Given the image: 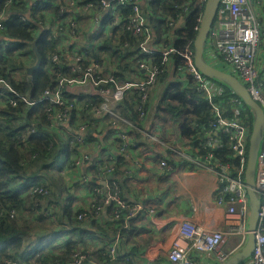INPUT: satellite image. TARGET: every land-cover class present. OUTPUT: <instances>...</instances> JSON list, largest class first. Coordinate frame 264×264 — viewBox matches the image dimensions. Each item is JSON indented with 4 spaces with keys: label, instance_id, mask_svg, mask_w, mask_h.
Returning <instances> with one entry per match:
<instances>
[{
    "label": "built area",
    "instance_id": "1",
    "mask_svg": "<svg viewBox=\"0 0 264 264\" xmlns=\"http://www.w3.org/2000/svg\"><path fill=\"white\" fill-rule=\"evenodd\" d=\"M11 1L5 0V9L0 11V29H2L4 19L9 12L7 5ZM202 1L205 0H196V3L202 6L203 10L204 2ZM138 2L139 0L129 2L128 0H94L84 5L83 9L87 11L96 4L101 7L102 11L108 12V17L111 18L116 13L115 7L130 3V12L126 16L123 26L132 35L142 38L139 43L141 57L137 60V70L144 74V78L119 83L113 74L115 72L114 67L105 70L98 63H92L81 69V66H79L81 58L78 54H74L70 64L72 70L78 71L79 75L74 77L59 76L57 86L54 89H45L37 101H29L3 79H0V87L4 91L0 93V96L4 97L3 103L11 107H16L18 102H23L30 107L35 103L46 101L48 106L45 115L47 120L50 121V126L44 128H51L55 122L67 124L70 131L60 129L58 133L61 138H73L70 143L71 163L73 160L78 164L87 160L88 165H90L89 155L84 152L88 143L86 132L90 121L82 119L83 108L85 107L86 113L93 118L105 116L111 120L112 127L107 135L112 143L109 144L110 148L106 151V156L103 155V164L92 163L88 167V169H96L95 173L101 175L110 174V177L106 181L104 180L105 184L102 187H96L95 195L90 200L89 207H92L94 200L97 199L102 202L103 206H111L116 217L125 210L128 212V217L134 215L137 211H142V206L138 204L127 207L125 200L119 195V186L112 179V171L117 156L110 152L112 150L116 151L118 156H123L126 159L130 149L139 147L129 134L131 129L136 130L149 142L163 147L168 154L177 160L214 175L217 180L214 190L215 204L224 206L221 224H203L199 218L200 212L193 206L191 215L177 220L175 235L166 251V257L171 264H196L193 256L199 254L207 259L209 264L212 262L213 264H222L233 254L240 251L247 239L249 205L244 183V171L250 129L244 121H241L240 117L241 110L246 106L237 97L239 102L237 104L234 102L230 109L232 116H226L221 104L212 101L215 95H221L224 92L223 87L225 86L204 77L193 64L194 51L187 49L180 53L183 57L184 69L181 68V77H177L176 81L187 86L189 78L186 77H190L195 90L205 94L207 105L212 112V118L201 125L202 138H196L197 146L191 145V140L183 142L177 131H174L169 140H164L155 133L140 129L128 119L123 118L117 108L122 102L126 90L131 88H137L140 91V102L136 108L139 111L140 118L146 117V110L142 108V104L147 101L149 92L155 84L156 75L159 73L158 67L153 63V58L150 57L151 48L155 46V44L150 43L151 29ZM68 4L75 6L76 0H68ZM189 7L187 3L182 5L185 12H188ZM60 10H63V8ZM21 20H24V17H21ZM68 22H70V26L74 25L72 20H68ZM93 22H97L95 16ZM109 25L111 26V23ZM169 25H171V22H169ZM260 25L259 15L249 0H220L212 25L213 28L205 42L204 59L209 64L236 77L264 112V79L260 76L261 66L259 63ZM197 30L198 27L196 32ZM70 33L75 36L73 29ZM211 39H213L214 47L207 48V44L210 43ZM173 52L175 50L171 46L162 43L159 57L162 63L166 62ZM53 60L58 61L59 58L54 56ZM95 75H99V77H95ZM77 84L84 85V94L67 92L70 85ZM79 95L96 97L98 103L79 104L76 99V96ZM250 114L252 117L251 111ZM119 124L123 125L124 129H119ZM25 132L27 135L34 134L35 124L30 123L25 128ZM115 139H118L119 142L117 143ZM115 144H119V146H114ZM224 144L231 149L236 163L233 169L237 166L236 175L230 173L231 165L223 164L221 160L216 159L214 156V151L221 149ZM95 146L101 148L102 143L96 141ZM159 165L168 167V159L161 158ZM71 167H73L72 164ZM73 168L78 169L80 167ZM83 181L88 183L90 180L83 179ZM41 188L42 185H33L26 194L27 196L36 193L46 194V191L41 190ZM254 192L260 200L255 244L251 255L241 264H264V131L255 163ZM98 196H100L99 199ZM34 206L36 207L37 203H34ZM149 212H152V210H149ZM119 244L118 237L107 244L105 254L109 261L115 260L119 255ZM85 257V254L78 250L69 264H82ZM7 264H9L8 261ZM146 264H148L147 261Z\"/></svg>",
    "mask_w": 264,
    "mask_h": 264
},
{
    "label": "trees",
    "instance_id": "2",
    "mask_svg": "<svg viewBox=\"0 0 264 264\" xmlns=\"http://www.w3.org/2000/svg\"><path fill=\"white\" fill-rule=\"evenodd\" d=\"M29 1L12 0L7 5L9 12L4 19L2 29H0V44L4 39L8 42L13 41V43L9 42L10 46L4 48L5 50L0 48V79H3L18 93L25 94L30 101L38 100L45 89H54L57 86L59 76L74 77L79 75L78 71L72 70L70 61L66 62L58 57L57 43H59L60 36L65 32H68L72 36L70 33L72 29L76 35L75 23L73 26H70V22L67 19L71 17L72 19L70 20L74 22V20L79 19L78 16L81 13L86 15L90 13L91 17L94 18L95 16L97 22L99 21L100 24L111 23V26H113V30L109 34H105L109 39L103 34L97 36L100 37V41L95 51L85 49L84 52L81 50L76 53L81 58L79 62L81 69L89 66L90 62L95 60L100 61L104 55H107L109 57L108 59L118 62L113 61L116 65H112L115 69L113 74L119 83L144 78V74L137 70V60L141 57L139 43L142 38L132 35L123 26L124 20L130 12V3L115 7L116 13L110 18L107 16L102 17L103 11L96 4L87 11L83 9L84 5L94 0H76L75 6L69 5L68 0H36L41 6L34 5L33 7L29 6ZM147 1L148 3L143 5V13L151 29L150 43L158 45V47L152 46V53L150 54V57L153 58V63L159 69L155 84L152 87L153 89L160 83L162 77L170 74L172 64L176 68L175 80H177V77H181L180 72L181 68L184 69V63L180 53L187 49L194 51L193 41L202 14V6L196 3V0ZM186 3L190 6L188 12L182 9V5ZM4 5L5 0H0V11L5 9ZM146 5L148 6L146 7ZM46 8H50L49 19L43 18V14L41 13ZM61 8L63 10H60ZM21 17H24L25 21L20 20ZM46 21L49 22L50 27L53 25L56 26L58 36L54 37L50 28L46 30L42 28ZM169 22H171V25H169ZM115 30H120L119 40H117V45L112 46L111 39H113L112 36L115 34ZM162 43L168 44V46H171L175 50L164 63L159 58ZM31 45H34L37 53L41 56V63L39 68L34 70L28 79L25 73L26 68L23 64L24 54L22 50L32 55ZM54 56H57L59 60L54 61ZM130 56H134V59L124 63L129 60ZM35 60L36 57L33 55V62ZM18 69L23 70V78L16 81L10 73ZM95 77H99V75H95ZM186 78L191 80L190 77ZM189 79L187 86H184L182 82L172 80L173 82H170L162 100L177 102L187 108L178 128L179 136L185 141L191 140V145L197 146L196 138H202L201 125L212 118V112L207 105L205 94L196 91L192 85V80L190 81ZM207 79L211 80L209 78ZM223 89L224 92L221 95H215L212 101L220 103L226 112L225 115L231 117L232 113L230 109L234 105V102L237 104L239 100L230 89L227 87H223ZM139 92L137 88L126 90L123 100L117 109L123 118L128 119L138 128L144 129L141 125L143 120L147 119L149 115V100L147 99L142 104V108L146 110V117L140 118L139 111L136 108L140 102ZM76 99L82 105H88L89 102L94 104L98 103L96 97L79 95L76 96ZM3 102L4 97H1L0 104L3 106L0 107V264H7V261L9 264H69L72 262L73 256L78 250L86 256L82 264H96L97 262L98 264H136L137 258H134L136 255L124 254L120 250L121 235L126 233V229L122 226L124 224L122 221L128 217L127 210L116 217L111 206H103L102 202L97 199L94 200L92 207L87 209H82L78 206L74 207V210L70 209L69 212L64 214V222H59L61 220L60 217L52 213H50L49 218L56 217V226L59 227L60 224H62L61 226L66 225V227H71V232H77L74 225L77 223L78 225L81 224L83 219H90L91 224L96 226L102 233H109L111 239L101 245L103 247L100 249V253H98V258L101 261H95V254H90L91 252L85 250L83 246L72 238H64L53 246H51V240L44 242V245L38 244L36 247L37 250L34 251L31 258H26L28 254L25 253V248L27 247L25 241L27 238H30L32 230L24 222L26 219L23 218V210L28 206L33 208L39 207L41 201L44 199L48 200L52 198L51 201H48L49 204H52L53 199L58 194V190H53V168L61 155L65 157L66 162H70V143L73 138H61L58 132H54L56 130L42 128L50 126V121L47 120L45 115L48 106L46 101L35 104L25 110L22 103L18 102V107H11ZM83 109L81 114L82 119H88L91 123L90 118L93 117L86 113L85 107ZM19 111H25L23 122L20 123L16 116V113ZM240 117L241 121H244L251 130L253 119L249 109L246 107L242 109ZM32 122L35 124V133L37 134L27 135L25 128ZM90 128L88 125L86 132L88 135L87 140H98L96 136L88 134ZM129 134L134 139L142 136L136 130L132 129L129 131ZM115 140L117 143L119 142L118 139ZM214 156L216 159L221 160L223 164L231 165L230 173L236 175L237 166L233 169L236 163L229 146L224 144L221 149L214 151ZM120 162L121 158L116 159L112 171V179L119 186V195L122 197L120 184L114 175ZM102 164L103 162L99 165ZM41 179L44 180L41 190H45L46 194L36 193L32 196L24 197L21 195L23 188L15 186V180H25L21 183L25 185L28 182H38ZM55 182L57 181L55 180ZM61 185L59 184L62 188ZM97 198L99 199L100 196ZM125 202L127 207L135 205L126 200ZM34 203H37L36 207ZM104 208L107 209L106 213L109 216L108 223L100 225L98 221ZM33 229L36 230L35 228ZM81 234V232H77L78 239L82 243ZM59 235L60 231L55 233L56 237H59ZM116 237L120 241L119 255L115 260L109 261L105 254L106 247ZM193 258L195 257L193 256Z\"/></svg>",
    "mask_w": 264,
    "mask_h": 264
},
{
    "label": "crops",
    "instance_id": "3",
    "mask_svg": "<svg viewBox=\"0 0 264 264\" xmlns=\"http://www.w3.org/2000/svg\"><path fill=\"white\" fill-rule=\"evenodd\" d=\"M249 2L259 15L261 22V32L259 33L261 39L259 45V63L261 66L260 76L264 79V0H249ZM138 3L143 11V5L147 4L148 1L139 0ZM34 5L41 6L36 0H30L29 6L33 7ZM147 6L148 5H146V7ZM49 10L50 8H46V10L41 12L43 18H50ZM103 15L104 12H102V16ZM78 18V20H74L77 30L76 35L70 36L68 32H65L60 36L59 43H57V50L59 52L58 57L66 62L72 60V55L78 53V51L83 50L84 52L85 49L95 51L99 45L100 37H97L99 34H94V31L100 27V23L94 24L92 21L94 18L91 17L90 13L87 15L81 13ZM70 19L72 18L68 17L67 20ZM42 28L45 30L50 28L54 37L58 36L56 33V26L53 25L50 27L48 21L44 22ZM112 30L113 27L111 31ZM119 33L120 30H115V34L112 37L116 42H114L112 46L117 45ZM9 42L13 43V41ZM9 42L4 39L0 44V48L5 50L3 46L8 45L9 47ZM80 43H83L84 47L82 49L79 46ZM155 46L158 47L157 44H155ZM213 47V39H211L210 43L207 44V48ZM31 50L33 51L32 55L22 50L24 54L23 64L25 65V73L28 79L31 74L27 72V69L36 62V60L33 62V55H35L33 45H31ZM108 58L107 55H104L100 61L95 60L93 62H97L99 66L108 70L118 63ZM133 59L134 56H130L129 60L124 63L130 62ZM93 62H90V64ZM12 72L13 71L10 73L11 75ZM175 72V65L172 64L170 74L162 77L160 83L150 90L148 95L149 115L147 114L148 118L143 120L141 125L145 130L155 133L164 140H169L174 131L178 132L179 125L187 111V108L180 103L162 100L170 82L175 80ZM14 80L18 81L20 79ZM74 87V90L69 88L67 92L72 94H84V85ZM3 91V88L0 87V93ZM1 97L2 96H0V99ZM26 108L28 107L26 106L24 110ZM24 115L25 111L16 113L19 123L23 122ZM90 120L91 123H89V127L91 128L88 134H92L98 139H88V143L84 149V152L89 155L91 165L92 163L98 164L103 162V155L106 156V151L110 148L109 144L112 143L107 135L112 126L111 120L105 116L98 117L97 119L90 118ZM118 128L124 129V126L119 124ZM49 129L56 130L54 132H58L60 129L67 132L70 131L67 124L65 125L58 122L53 123L52 127ZM181 139L183 142L185 141L183 138ZM96 141L102 143L101 148L95 146ZM134 141L139 147L130 149L126 155V159L123 156H118L116 151L112 150V152H110L115 154L117 159L121 158V162L118 164L114 175L120 184L122 197L129 203L142 206V211H137L134 215L122 221L124 223L122 226L126 229V233L121 235L120 248L124 254L136 255V257H134L137 258L136 264H146V261L148 264H171L167 260L166 251L175 235L176 222L180 218L191 215L193 206L200 212L201 215L199 218L203 224H221L224 206L215 204L214 190L217 180L211 173L203 169L194 168L177 160L168 154L163 147L156 143L149 142L142 136L135 138ZM114 146H117V144ZM161 158L168 159V167H161L159 165ZM90 165L84 164L82 168L76 169L71 167L70 163L65 162L64 156L61 155L58 158L54 167L57 172H65L66 191H63L56 182L58 194L53 199L52 204L48 203L52 198L46 199V205L55 207L54 213L61 219L59 222H64V214L69 212L70 209L74 210L76 206L82 209L89 208L90 200L95 195L96 187H102L105 184L104 180L106 181L107 178L110 177V174L101 175L95 173L96 169H88ZM83 179L90 181L85 183ZM15 183H21V181L15 180ZM106 210V208L102 210L100 220L98 221L100 225L108 223L109 216ZM149 210H152V212H149ZM89 220L90 219H83L81 224L78 225L77 223L74 225L77 232L82 233L80 235L83 240L82 243L78 239L77 232H71V227H66V225L61 226L62 224L59 223V227L54 226L55 229L49 232L42 231L43 228L34 225L33 227L39 232H31L30 238L26 239L25 244L27 247L25 248V253L28 254L26 258H31L34 251L37 250L36 247L38 244L44 245V242L50 241L55 236V233L60 231L59 237L62 236V238L74 239L78 244L83 246L85 250L91 252L90 254H95V261H101V259L98 258V253H100V249L103 247L101 245L109 241L111 236L109 233H102L96 226H93ZM195 255L194 260L196 264H209L207 259H204L201 255ZM96 264H98V262ZM210 264H213V262Z\"/></svg>",
    "mask_w": 264,
    "mask_h": 264
},
{
    "label": "water",
    "instance_id": "4",
    "mask_svg": "<svg viewBox=\"0 0 264 264\" xmlns=\"http://www.w3.org/2000/svg\"><path fill=\"white\" fill-rule=\"evenodd\" d=\"M202 14L199 20L198 30L193 41L194 56L193 64L195 68L206 78L216 79L219 83L225 85L231 92L236 95L240 101L252 112V127L249 133L247 161L244 171V183L246 186V194L249 205V215L247 220V239L244 247L233 254L222 264H241L252 253L255 244V230L259 221L260 200L254 192V170L259 145L263 137L264 131V112L260 105L254 101L247 89L232 74L224 72L219 68L209 64L204 59L205 42L210 34L214 23L216 12L220 0H205ZM36 62L27 69L28 73H32L38 69L41 63V56L37 53L34 45Z\"/></svg>",
    "mask_w": 264,
    "mask_h": 264
},
{
    "label": "rangeland",
    "instance_id": "5",
    "mask_svg": "<svg viewBox=\"0 0 264 264\" xmlns=\"http://www.w3.org/2000/svg\"><path fill=\"white\" fill-rule=\"evenodd\" d=\"M108 27L107 26H100V27H98L95 31H94V34H103V35H105V30L107 29ZM213 28V27H212ZM211 28V29H212ZM105 37L107 38V39H109L108 37H107V35H105ZM112 40V43L111 44H113L114 42H115V40H113V39H111ZM80 48L82 49L84 46H83V43H80ZM4 48H7L8 47V45H4L3 46ZM14 72V73H13ZM12 72V77L14 78V79H21L22 78V76H23V70L22 69H18V70H16V71H13ZM213 81H217L216 79H212ZM218 82V81H217ZM221 83V82H220ZM77 85H79V84H77ZM77 85H70L69 87L72 89V90H74L75 89V87L74 86H77ZM223 85V84H222ZM225 86V85H224ZM226 87V86H225ZM23 105V108H25L27 105L26 104H22ZM3 105L2 104H0V107H2ZM18 107V106H17ZM28 107V106H27ZM88 161L86 160V161H83V162H80L79 164L78 163H75V161L73 160L72 161V165H73V167H83V165L86 163V164H88L87 163ZM53 175H54V183H53V190H55V191H57V188H56V182H55V180L57 181V183L58 184H62L61 186H62V190H64V191H66L65 189H66V187H65V184H66V181H65V179H66V174H65V172H62V173H60V172H57L56 171V168L54 167L53 168ZM60 180H62V181H60ZM63 184H64V186H63ZM28 197V196H27ZM63 205V204H62ZM61 205V206H62ZM58 207V206H57ZM60 207V206H59ZM54 210H55V207H51V205H46V200L44 199V200H42L41 201V203H40V205H39V207H37V208H33V207H31V206H28V207H26L24 210H23V218H25L26 219V221H24V222H26V225H28L30 228H31V232H39V231H36V230H34L33 228V226L34 225H36V226H40V228H43V230L42 231H52V230H54L55 229V227H58V226H56V224H55V219H56V217H53V218H49V215H50V213H52V214H54V215H56L55 213H54ZM22 224H25V223H22ZM38 224V225H37ZM55 226V227H54ZM33 227V228H32ZM36 229V228H35ZM62 239H64V238H62L61 236L60 237H56V236H54L52 239H51V246H53V245H55L57 242H59V241H61ZM55 247V246H54Z\"/></svg>",
    "mask_w": 264,
    "mask_h": 264
},
{
    "label": "clouds",
    "instance_id": "6",
    "mask_svg": "<svg viewBox=\"0 0 264 264\" xmlns=\"http://www.w3.org/2000/svg\"><path fill=\"white\" fill-rule=\"evenodd\" d=\"M104 12V15L102 16V17H108V12H105V11H103ZM21 20V19H20ZM22 21H25V18H24V20H22ZM96 23H99V21L98 22H94V24H96ZM100 26H107L108 28L105 30V34H109V32L111 31V29H112V27L113 26H110L109 25V23H106V24H100ZM102 34V33H101ZM29 101H30V99L25 95V94H23ZM33 101H37V100H33ZM19 103H22V104H24L23 102H19ZM19 103H17V105L19 104ZM40 103V102H39ZM35 104H38V103H35ZM34 104V105H35ZM16 105V106H17ZM33 106V105H32ZM29 107V106H28ZM31 107V106H30ZM30 125V124H29ZM28 126V125H27ZM26 126V127H27ZM35 134H37V133H34V134H31V135H35ZM69 161L70 162H67V163H70L71 164V159H70V157H69ZM66 162V161H65ZM21 181V183H23L25 180H20ZM43 182H44V180L43 179H41V180H39L38 182H28L27 184H25V185H23V184H21V183H17V184H15V186H17V187H22L23 188V191H22V193H21V195L22 196H24V197H26L27 196V194H26V192L29 190V188L31 187V186H33V185H42L43 184ZM62 237V236H61ZM66 239V238H65Z\"/></svg>",
    "mask_w": 264,
    "mask_h": 264
}]
</instances>
